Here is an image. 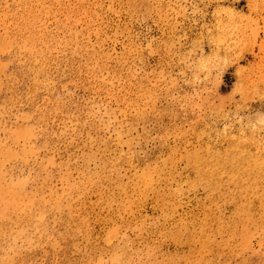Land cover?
<instances>
[{
    "label": "rangeland",
    "instance_id": "obj_1",
    "mask_svg": "<svg viewBox=\"0 0 264 264\" xmlns=\"http://www.w3.org/2000/svg\"><path fill=\"white\" fill-rule=\"evenodd\" d=\"M0 264H264V0H0Z\"/></svg>",
    "mask_w": 264,
    "mask_h": 264
}]
</instances>
